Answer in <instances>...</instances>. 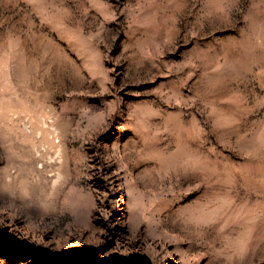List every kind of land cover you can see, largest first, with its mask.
Instances as JSON below:
<instances>
[{"label":"rangeland","instance_id":"1","mask_svg":"<svg viewBox=\"0 0 264 264\" xmlns=\"http://www.w3.org/2000/svg\"><path fill=\"white\" fill-rule=\"evenodd\" d=\"M0 111V264H264V0H0Z\"/></svg>","mask_w":264,"mask_h":264},{"label":"bare ground","instance_id":"2","mask_svg":"<svg viewBox=\"0 0 264 264\" xmlns=\"http://www.w3.org/2000/svg\"><path fill=\"white\" fill-rule=\"evenodd\" d=\"M27 88L26 89H22L20 91L19 98L17 99L19 102L22 103L21 112L22 113H27L29 111V108L27 107L28 101L29 102L30 101H34V103H35V115L38 117V115L42 114L43 111H44L45 102H46L47 98L43 94V92H39L38 89H33L32 90L29 87H27ZM4 94H8V91L5 90ZM14 99H16V98H14ZM9 109H11V108H9ZM6 114H7V116L9 115L8 112ZM6 114H5V116H6ZM16 119H12L11 122H10L9 121L10 119L7 118V120H5L4 123L1 121L3 123L2 127H1L2 131L4 133L5 132H9L11 137L16 132V129H15ZM19 122H20V120H19ZM28 123H29V121H27V122L25 121L22 125H20L19 129H20L23 137L20 138L19 140H16L14 137H12V139H10L9 144L12 147H22V149L25 152V159H23V162L25 164V167H24L25 170L24 171L22 170V172H21L22 175L24 176V178H26L27 175H29L31 172L36 171V173L39 176V179H41V183L46 186V184L49 183V180L46 181V178L47 179L50 178V177H47L46 166H44L42 161L38 162V166L35 165L36 159L37 158L41 159L44 156V151L39 149V146L40 147L42 146V142L45 139V136H44L43 130H42L43 121L41 119H38L35 122H31L30 125H28ZM37 129L41 130V135L39 137L36 135V130ZM55 141H58V139L55 138L54 141H52L50 143V145L51 146H56ZM35 143H36V149H35V147H33ZM36 152H39V155L35 156ZM64 161L65 160L60 162V164L63 165ZM48 165L53 167L54 164L52 162H48L47 166ZM29 169H30V171H29ZM52 169H54V167ZM56 170H57L56 171V178H58L60 173H61V171H62L61 166H57ZM16 175H17V173H15V174L10 173L9 174L7 170H6V173L3 175L1 186H2V191L5 194H9L10 195L12 193L11 189L14 187V185L17 182ZM46 189H47V187H46ZM54 193H55V191H54ZM50 197L54 198L53 194H51ZM11 198L13 199V196ZM21 198H22L23 201H26V199H27V197H25V196H21Z\"/></svg>","mask_w":264,"mask_h":264}]
</instances>
